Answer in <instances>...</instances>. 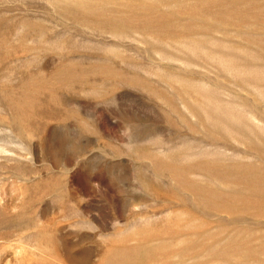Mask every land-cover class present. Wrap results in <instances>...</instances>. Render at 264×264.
<instances>
[{"label": "rangeland", "instance_id": "1", "mask_svg": "<svg viewBox=\"0 0 264 264\" xmlns=\"http://www.w3.org/2000/svg\"><path fill=\"white\" fill-rule=\"evenodd\" d=\"M0 264H264V0H0Z\"/></svg>", "mask_w": 264, "mask_h": 264}]
</instances>
